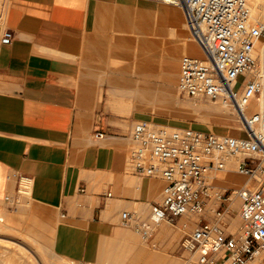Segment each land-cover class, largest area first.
<instances>
[{
    "label": "crops",
    "instance_id": "1",
    "mask_svg": "<svg viewBox=\"0 0 264 264\" xmlns=\"http://www.w3.org/2000/svg\"><path fill=\"white\" fill-rule=\"evenodd\" d=\"M169 7L0 0V40L4 31L12 34L10 44L0 42V202L17 198V183L7 176L26 179L29 196L21 201L54 226L41 227L53 232L51 239L42 235L41 246L56 259L192 264L180 243L197 222L212 218L153 225L163 182L135 175L131 163L145 87L170 85L178 58L199 51L181 10ZM125 212L151 226L147 242L122 224Z\"/></svg>",
    "mask_w": 264,
    "mask_h": 264
},
{
    "label": "built area",
    "instance_id": "2",
    "mask_svg": "<svg viewBox=\"0 0 264 264\" xmlns=\"http://www.w3.org/2000/svg\"><path fill=\"white\" fill-rule=\"evenodd\" d=\"M146 1L179 8L190 39L202 53L201 58L180 57L178 92L232 110L239 131L218 134L135 122L134 173L163 182L161 204L152 210L151 221L157 226L184 216L198 219L210 211L212 219L197 222L180 249L197 264H250L264 254V20L253 16L251 0ZM11 39V32L4 31L0 42L8 45ZM231 158L232 172L245 181L235 188L218 187L216 174L228 171ZM7 180L17 183V198L6 196L4 201L17 206L22 198L28 199L24 177L14 173ZM232 195L240 202V226L235 231L226 221ZM121 220L125 226L133 225L143 241L151 237V226L129 213Z\"/></svg>",
    "mask_w": 264,
    "mask_h": 264
},
{
    "label": "rangeland",
    "instance_id": "3",
    "mask_svg": "<svg viewBox=\"0 0 264 264\" xmlns=\"http://www.w3.org/2000/svg\"><path fill=\"white\" fill-rule=\"evenodd\" d=\"M251 4L253 8L252 0ZM162 6L169 7L163 4ZM187 37H189V34ZM180 57L178 58V61ZM177 75L178 72L173 74L170 85L165 84L162 80L158 85L145 87V101L143 104L139 105V110L142 113V118L139 120H146L157 125L171 127H191L204 132L210 131L218 133L215 131L229 129L234 132L231 135H239L238 125L232 110L227 108L225 109L217 103H213L202 98H188L181 95L176 88ZM198 105L201 107H198ZM218 134L227 133L221 132ZM225 175L226 174H216L217 178L214 180V184L218 187L235 188L243 184L245 181L243 176L231 173V180L229 183L224 184L221 180L223 176L225 177ZM211 202L212 204L215 203L214 200ZM227 206L230 209V213L228 217H226V221L233 224L230 227V230L235 231L240 226L237 216L240 202L237 198L232 196L230 201L227 203ZM206 213V215L210 217L212 216L210 211H207ZM0 216L4 219V224H1L3 227H7V229L3 228L0 230V264H69L67 261L59 262L50 247L48 248L46 245L44 247L41 246L42 235L43 238L46 239L47 234H49L51 239V235L53 233L51 229L49 232L46 229L42 231L41 227L51 228L54 226L51 223L38 221L43 218V216L39 217L33 214L29 205H24L21 201L19 205L13 206L11 203L1 201ZM23 244L24 246H22ZM20 253L22 255H20ZM40 253H42V255ZM27 257L30 258L28 259ZM262 258H264V254L250 264H260ZM190 263L197 264L193 259Z\"/></svg>",
    "mask_w": 264,
    "mask_h": 264
},
{
    "label": "bare ground",
    "instance_id": "4",
    "mask_svg": "<svg viewBox=\"0 0 264 264\" xmlns=\"http://www.w3.org/2000/svg\"><path fill=\"white\" fill-rule=\"evenodd\" d=\"M252 2H253V15H254V17H255V19L256 20H264V0H252ZM153 34V33H152ZM146 37H147V35H146ZM145 37V38H146ZM154 38V37H153ZM148 40H150V39H148ZM187 40H189V39H187ZM191 40V39H190ZM186 41V40H185ZM192 41V40H191ZM149 42V41H148ZM193 42V41H192ZM147 44H149V43H147ZM147 44H145V46L147 45ZM193 44L195 45V43L193 42ZM156 45H157V43H156ZM143 50V49H142ZM152 50V49H151ZM147 52V51H146ZM194 56H196V57H202V53H200V51H195L194 53ZM151 59V58H150ZM146 60V59H145ZM149 60V59H148ZM156 60V59H155ZM154 61V60H153ZM160 61V60H159ZM152 62V61H151ZM148 63V62H147ZM153 63H155V62H153ZM159 63V62H158ZM198 107H201L200 105H198ZM208 107V106H207ZM206 107V108H207ZM205 108V107H204ZM211 108H213V107H211ZM226 109V108H225ZM228 109V108H227ZM228 112V111H227ZM225 130V129H224ZM215 131V132H218V133H221V132H223V133H227V134H232V133H234L233 132V130H225V131ZM237 130V129H236ZM234 158H231L230 160H229V162H230V168H228V172L226 171V172H224L226 175H225V177L223 176V180H224V184L226 183H229V180H231V176H230V174L232 173V171H230V170H232V168H231V165H232V162H234ZM224 173H219V174H224ZM233 196V195H232ZM231 196V197H232ZM4 216V215H3ZM7 218V217H6ZM3 217L2 216H0V230H2L3 228H5V229H7V227L6 226H4L3 227V225L2 224H4L3 223ZM6 221V220H5ZM9 221V220H8ZM12 222V221H11ZM10 222V223H11ZM2 223V224H1ZM7 223V222H6ZM5 223V224H6ZM2 225V226H1ZM233 224L232 223H230V227L232 226ZM9 226V225H8ZM12 229V228H11ZM10 229V230H11ZM2 232V231H1ZM6 233V232H5ZM6 235V234H5ZM6 236H8V235H6ZM30 237V236H29ZM32 239H33V237H32ZM8 242V241H7ZM22 242V241H21ZM19 244H20V242H19ZM17 245V244H16ZM26 245V244H25ZM22 246H24V244L22 245ZM20 247V246H19ZM28 247V246H27ZM21 248V247H20ZM26 249V248H25ZM20 250V249H19ZM29 250V249H28ZM39 251V250H38ZM37 251V252H38ZM27 252V251H26ZM26 252H25V254H26ZM40 252V251H39ZM21 253H23V252H21ZM20 253V255H22ZM35 253V252H34ZM24 254V255H25ZM41 255H42V253H40ZM28 255V254H27ZM31 255V254H30ZM28 258V257H27ZM30 258V257H29ZM28 258V259H29ZM37 258V257H36ZM258 258V257H257ZM256 258V259H257ZM27 260V259H26ZM57 260L59 261V262H62V260H60V259H58L57 258ZM2 262V261H1ZM9 263H11L10 261H8ZM37 262V261H36ZM40 262V261H39ZM34 263V262H33ZM74 262H71V263H69V264H73ZM12 264V263H11ZM13 264H15V263H13ZM30 264V263H29ZM63 264V263H62Z\"/></svg>",
    "mask_w": 264,
    "mask_h": 264
}]
</instances>
